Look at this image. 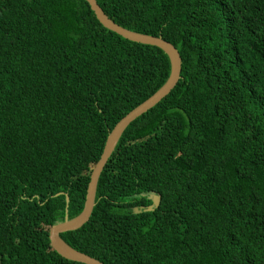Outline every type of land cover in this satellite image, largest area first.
Returning a JSON list of instances; mask_svg holds the SVG:
<instances>
[{"label":"trees","instance_id":"obj_1","mask_svg":"<svg viewBox=\"0 0 264 264\" xmlns=\"http://www.w3.org/2000/svg\"><path fill=\"white\" fill-rule=\"evenodd\" d=\"M97 3L175 46L182 71L124 131L89 222L61 238L103 264H264V0ZM0 73V264H82L50 230L67 198L69 219L83 212L111 131L163 87L170 59L87 0H0Z\"/></svg>","mask_w":264,"mask_h":264},{"label":"water","instance_id":"obj_2","mask_svg":"<svg viewBox=\"0 0 264 264\" xmlns=\"http://www.w3.org/2000/svg\"><path fill=\"white\" fill-rule=\"evenodd\" d=\"M90 4L91 9L94 11L97 19L109 30L117 33L121 37L135 43L154 46L161 49L165 54L168 55L171 64V73L167 82L163 87L157 91L150 99L145 103L140 105L138 108L133 110L127 116H125L111 131L103 155L97 165L94 167L93 172L90 177V183L88 186L87 197L83 212L73 218L69 219V203L70 200L67 198L66 203V217L65 221L55 225L50 230V241L52 248L63 258L82 264H103L102 262L83 254L72 247H70L62 238L61 235L71 231H77L87 224L92 216L93 210L95 208L96 194L98 188V182L100 176L108 163L111 155L115 151L121 137L123 136L124 131L130 126L135 120L140 118L143 114L148 112L163 99H165L171 92L177 87L180 80V75L182 71V59L181 56L172 44L165 42L161 38L151 37L147 35L138 34L132 31H129L119 25H117L113 20H111L97 3V0H87ZM161 204V199L158 196L153 198V207L147 209L152 211L154 208H158Z\"/></svg>","mask_w":264,"mask_h":264},{"label":"clouds","instance_id":"obj_3","mask_svg":"<svg viewBox=\"0 0 264 264\" xmlns=\"http://www.w3.org/2000/svg\"><path fill=\"white\" fill-rule=\"evenodd\" d=\"M6 62L7 61H3L2 60V65H4ZM16 77H18L19 79H21V74L20 75H16V76H12V86H15L16 85V81H15V78ZM0 90H2L4 93L7 92L6 89H5L4 77H3V75L1 73H0Z\"/></svg>","mask_w":264,"mask_h":264}]
</instances>
